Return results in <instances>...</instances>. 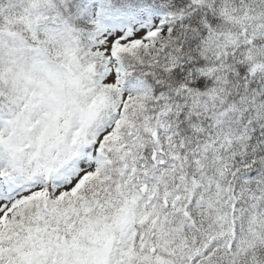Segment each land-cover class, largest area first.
Segmentation results:
<instances>
[{"label":"snow or ice","instance_id":"obj_1","mask_svg":"<svg viewBox=\"0 0 264 264\" xmlns=\"http://www.w3.org/2000/svg\"><path fill=\"white\" fill-rule=\"evenodd\" d=\"M0 264H264V0H0Z\"/></svg>","mask_w":264,"mask_h":264}]
</instances>
